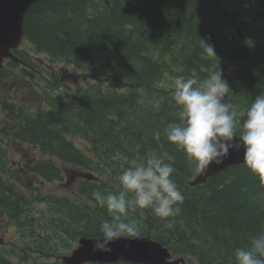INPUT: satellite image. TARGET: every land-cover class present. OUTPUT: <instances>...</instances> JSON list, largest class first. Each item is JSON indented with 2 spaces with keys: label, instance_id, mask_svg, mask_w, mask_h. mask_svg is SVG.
I'll use <instances>...</instances> for the list:
<instances>
[{
  "label": "trees",
  "instance_id": "obj_1",
  "mask_svg": "<svg viewBox=\"0 0 264 264\" xmlns=\"http://www.w3.org/2000/svg\"><path fill=\"white\" fill-rule=\"evenodd\" d=\"M23 30L36 55L73 66L82 83L69 90L24 49L14 51L21 66L7 64L19 67L39 105L1 104L14 125L0 126V220L19 241L0 249V264H61L60 256L79 238H99L101 223L111 217L93 192H118V176L137 154L150 151L174 167L184 201L178 215L166 218L151 209L130 210L140 236L185 264H236L235 249L264 230L258 212L264 187L243 164L189 186L199 170L166 140L164 128L179 119L175 78L202 82L217 64L229 86L224 102L242 123L264 92V0H46L27 10ZM201 40L214 46L217 57L203 52ZM7 76L0 69V85ZM10 142L31 146L38 156L10 167ZM64 173L81 179L62 196L23 179L58 183Z\"/></svg>",
  "mask_w": 264,
  "mask_h": 264
},
{
  "label": "clouds",
  "instance_id": "obj_2",
  "mask_svg": "<svg viewBox=\"0 0 264 264\" xmlns=\"http://www.w3.org/2000/svg\"><path fill=\"white\" fill-rule=\"evenodd\" d=\"M203 52L217 57L214 46L201 40ZM216 65L215 71L202 82L195 78L177 77L172 98L179 108V119L164 128L166 140L182 150L186 160L197 170L212 164H223L230 152L243 150L242 163L257 176L264 187V92L256 95L242 123L225 97L229 86ZM239 128V132H237ZM161 133H154L159 140ZM175 172L156 152L137 154L130 167L118 176L120 190L105 194L95 191L96 204L107 210L110 219L100 225L101 236L94 240L93 252L110 253V244L124 238H139L135 220L129 211L151 209L162 218L178 215L184 196L172 179ZM258 212L264 214V203ZM236 264H264V230L251 237L247 247L233 253Z\"/></svg>",
  "mask_w": 264,
  "mask_h": 264
},
{
  "label": "water",
  "instance_id": "obj_3",
  "mask_svg": "<svg viewBox=\"0 0 264 264\" xmlns=\"http://www.w3.org/2000/svg\"><path fill=\"white\" fill-rule=\"evenodd\" d=\"M44 0H0V65L4 59H17L11 50L17 49L25 39L23 20L27 10L36 2ZM243 150L230 152L223 164H212L189 182L190 186L203 184L208 178L218 175L229 166L243 164ZM97 238H80L76 247L59 259L61 264L115 263L131 264H179L182 259L173 258L167 248L146 237L121 238L109 247L110 253L93 252L94 240Z\"/></svg>",
  "mask_w": 264,
  "mask_h": 264
},
{
  "label": "rangeland",
  "instance_id": "obj_4",
  "mask_svg": "<svg viewBox=\"0 0 264 264\" xmlns=\"http://www.w3.org/2000/svg\"><path fill=\"white\" fill-rule=\"evenodd\" d=\"M20 49H24L25 51L30 53L36 60H40L43 64H46L48 70L57 75L69 90H74L76 87L81 85L82 73L73 66L66 65L61 62L54 64L49 63L45 55H36L34 52H32L30 49V45H27V43H23ZM2 68L4 69V74L10 76L0 87V102L3 99L8 98V100L15 99L17 101H21L28 104V106L39 105L38 94L35 93L34 90L30 87L32 85L28 84L29 81L21 77L19 67L10 68L4 63V66ZM13 125L14 122L9 119V117H6L5 112H3L0 108V126L10 127ZM75 143L79 144L77 140H75ZM9 149L8 165L10 167L19 168V165L23 167L26 162L34 161L38 156L37 151L33 147L22 145L18 142H10ZM64 175L66 176L64 178V181H61L62 184H58L57 182L41 184V180L39 178H33L32 176H24L23 179L25 183L29 185V187L37 186L43 193H51L62 196L67 193H73L75 190V185L80 179V177H72V175L71 178H67L66 173H64ZM22 193L26 196L30 195V193L24 188L22 189ZM12 241H19L17 231L13 227L7 226L5 222L0 220V249L11 248Z\"/></svg>",
  "mask_w": 264,
  "mask_h": 264
}]
</instances>
